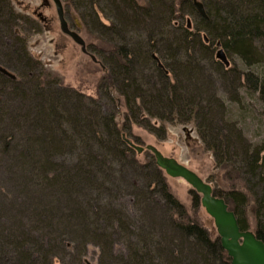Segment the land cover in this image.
I'll return each mask as SVG.
<instances>
[{"label":"trees","instance_id":"1","mask_svg":"<svg viewBox=\"0 0 264 264\" xmlns=\"http://www.w3.org/2000/svg\"><path fill=\"white\" fill-rule=\"evenodd\" d=\"M66 1L83 7L80 14L88 19L85 25L90 32L100 29L118 37L139 29L140 34L121 41L118 37L116 43H107L106 50L100 49V64L108 74V106H104L77 90L58 86L43 70L35 72L38 62L25 54L17 37L20 23L27 21L13 11L9 0H0V31L18 40L13 39V55L24 65L17 75L30 84L27 89L23 84L12 88L10 95L24 105L23 112L10 115L9 121L29 134L13 146L11 140L4 144L1 153L16 152L14 164L29 172L33 185L42 182L43 188L57 194L58 207L64 209L63 213L58 209L56 221L44 208L36 217L59 243H36L25 233H13L15 228L8 231L0 226V264L63 263L58 254L82 264L89 243L99 248L100 264H230L219 237L211 238L190 217L153 156L148 153L140 160L124 141L123 132L130 134L133 124L143 122L154 131L171 122L195 127L212 154L214 168L230 181L226 188H212V194L224 199L241 230L252 229L264 243V141L253 145L244 138L212 77L217 75L226 90L244 88L247 94H257L264 116V73L225 70L212 57L219 43L248 69L264 60V0H201L205 16L196 12L192 0H172L169 16L153 20L152 26L144 20L151 13L149 4L136 0ZM108 7L118 10L117 22L105 25L99 13L105 14ZM184 9L198 15L192 29L171 23L176 12L184 17ZM158 23H166L169 30L158 31ZM152 27L156 29L150 35ZM0 79L11 85L16 82L1 73ZM114 94L123 98L120 119L122 103L118 105ZM5 95L0 90V107ZM150 119L159 127H153ZM191 193V208L196 211L200 195ZM125 195L132 199V215L118 203ZM67 241L73 242L72 250H65ZM116 242L123 248L115 252Z\"/></svg>","mask_w":264,"mask_h":264},{"label":"rangeland","instance_id":"2","mask_svg":"<svg viewBox=\"0 0 264 264\" xmlns=\"http://www.w3.org/2000/svg\"><path fill=\"white\" fill-rule=\"evenodd\" d=\"M136 1L139 4H149L150 6V16L144 19L148 25L151 24L152 26L154 24L152 23L153 20H164L166 16H169L167 8L172 0ZM197 1L201 3V0ZM9 2L13 11L17 15L24 17V20L27 21L25 23L23 21L21 23L19 22L20 27L17 28V37L20 40L19 44L23 45L25 54L38 62L35 72L37 73L38 70H43L52 79H56L55 81L58 83V86L77 90L83 96L91 97L100 102V104L102 103L105 104L104 106H108V87L107 81L105 80L108 74L107 70L100 64L99 52H102L100 49L106 50L107 45L111 41L115 43L118 41V37H120L119 41H121L122 37L137 38L140 30L138 29V32L129 30L130 32L127 34L119 33L118 37L110 35L109 32L100 31V29H93L90 32L85 25L88 19L84 17L83 19L80 14L83 7L80 8L79 5L77 7L74 4L73 6L66 0H58L62 11V18L65 22V29L75 33V40L71 35L62 30L56 4L53 0H9ZM116 4L119 6L118 9H124L119 2L116 1ZM117 11L113 8L110 10L108 7L105 10V14L99 13L102 23L105 25L116 23ZM182 13L184 14L183 18L179 17L177 12L175 13L173 22H171L172 25L176 26L179 23L186 27L188 21L190 23L188 29H192L193 25L197 24L198 15L188 13L185 9ZM165 24L161 23L160 25L158 23L157 30H169V28L164 26ZM153 28L149 29L150 35H152L151 31L153 32ZM146 32L149 33L148 31ZM145 33L144 35H146ZM13 39L11 36L9 37L0 31V66L12 73L16 81L14 85H11L4 82L3 79H0V90H3L6 94L4 98L2 97L3 106L0 107L2 112L0 113V226L5 225L3 226L5 227L4 229L15 228L13 233H16V231L17 233H25L29 238L36 239V243H57L58 239H54L56 235L53 232L51 233L50 229H42V224L40 221H37L36 217L37 215L39 216L41 209L44 208L53 213L54 218L52 217V219H55L54 221L58 220V209L61 213L64 211V209L58 207V195L53 194L51 189L43 188L44 184L42 185V182H37V185L31 183L29 172H26V170L23 171L24 168L21 169L17 164H14L15 156L17 155L16 152L1 153L4 144L11 140L10 145L12 144L13 146L19 140L24 141V138L29 134L20 124V128H15L9 122L10 115L14 116L23 112L21 106L24 105L18 98H13L10 95L12 88H19V85L23 84L22 88L27 89L30 85L29 81L24 80L23 82V79L17 75L18 73L20 75L24 61L20 60L19 56L13 55ZM14 40L18 41L16 38ZM204 42L206 43L207 41L204 40ZM219 49H222L224 52L227 63L216 58V53ZM194 57L197 59V52L194 54ZM212 57L215 61H219L225 70L234 67L240 73L246 70L264 73V60L261 63L253 65L251 69H248L240 58L235 55H228L222 46L214 45ZM202 61H205V59ZM206 64L209 70V62L207 61ZM6 77L9 78L8 76ZM212 77L215 80L214 85L217 94L224 98L225 105L228 107V115L232 116V119L236 121L244 138L253 145L264 141V116L261 114V103H259L257 94H247L244 88H230L226 90L225 84L223 85L221 80L216 79L218 77L217 75ZM114 95L117 96L118 94ZM119 97L117 96L115 98L119 99L118 105L122 103L119 107L120 115L118 118L120 119L122 118L121 114L125 111V107L122 106L123 98ZM232 99L239 102L234 103L231 101ZM150 121L153 127H159V122L157 123L154 119H150ZM143 123L142 125L139 123L133 124L130 134L126 131L122 134L124 139H129L134 145L143 148L141 152L133 148L137 158L143 161L151 154L154 159L151 151L145 148L147 145H152L162 155L172 157L194 171L212 188L228 187L230 181L223 177V172L217 171L214 168L212 154L202 145L195 127L190 124L171 122L165 123L162 131H154V129L151 130V128H148L145 122ZM165 176L170 191L186 207L190 217L206 228L211 238H218L213 219L205 212L201 204L196 211L192 210L191 191L193 189L191 186L182 178L169 177L166 174ZM118 203L130 215L134 214L130 196L125 195L121 197ZM3 219H7V221L4 222ZM55 225L53 223L51 227L54 228ZM72 243L69 241L66 242V251L72 250ZM118 248H123V246L116 242L115 252ZM59 253L63 252L59 251ZM83 253L82 257L84 260L82 264H100V251L96 245L89 243L86 245ZM60 258L63 263L58 261L55 264H75L72 263L70 256H67V254L63 257L61 254H58V260Z\"/></svg>","mask_w":264,"mask_h":264},{"label":"water","instance_id":"3","mask_svg":"<svg viewBox=\"0 0 264 264\" xmlns=\"http://www.w3.org/2000/svg\"><path fill=\"white\" fill-rule=\"evenodd\" d=\"M54 1L62 30L75 39L74 34L65 29V22L62 18V11L58 0ZM193 5L200 15L205 16L203 6L199 1L193 0ZM186 27H190L188 21ZM204 40H207L206 37H204ZM216 45L220 46L219 43ZM154 58L157 61L158 67L162 68V64L158 58L156 56ZM216 58L227 63L222 49L217 51ZM0 72L11 79L15 78L12 73L1 66ZM124 140L138 152L143 150L142 147L134 145L129 139ZM145 148L151 151L154 155L155 164L167 176L182 178L200 195V204L205 212L213 219L220 245L231 259L230 264H264L263 241L258 239L252 230H241L239 228L234 212L228 208L223 198L212 194V187L207 182L194 171L179 163L176 159L162 155L154 146L147 145Z\"/></svg>","mask_w":264,"mask_h":264},{"label":"flooded vegetation","instance_id":"4","mask_svg":"<svg viewBox=\"0 0 264 264\" xmlns=\"http://www.w3.org/2000/svg\"><path fill=\"white\" fill-rule=\"evenodd\" d=\"M54 1V0H53ZM55 2V1H54ZM73 34H75L74 32H73ZM70 35V34H69ZM1 73V72H0ZM2 75H4L3 73H1ZM5 76V75H4Z\"/></svg>","mask_w":264,"mask_h":264},{"label":"bare ground","instance_id":"5","mask_svg":"<svg viewBox=\"0 0 264 264\" xmlns=\"http://www.w3.org/2000/svg\"><path fill=\"white\" fill-rule=\"evenodd\" d=\"M202 4V3H201ZM111 78V77H110ZM109 81V80H108ZM112 82V81H111ZM128 113V112H127ZM204 150V149H203ZM227 204V203H226Z\"/></svg>","mask_w":264,"mask_h":264}]
</instances>
